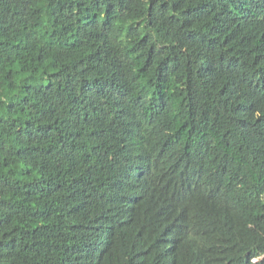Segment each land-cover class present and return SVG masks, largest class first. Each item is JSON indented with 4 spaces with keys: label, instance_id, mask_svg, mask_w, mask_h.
I'll use <instances>...</instances> for the list:
<instances>
[{
    "label": "trees",
    "instance_id": "16d2710c",
    "mask_svg": "<svg viewBox=\"0 0 264 264\" xmlns=\"http://www.w3.org/2000/svg\"><path fill=\"white\" fill-rule=\"evenodd\" d=\"M0 264H264V0H0Z\"/></svg>",
    "mask_w": 264,
    "mask_h": 264
}]
</instances>
